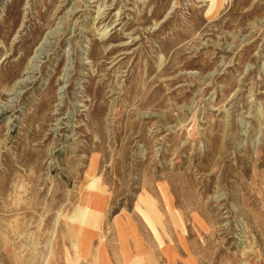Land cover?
Listing matches in <instances>:
<instances>
[{
	"label": "rangeland",
	"instance_id": "obj_1",
	"mask_svg": "<svg viewBox=\"0 0 264 264\" xmlns=\"http://www.w3.org/2000/svg\"><path fill=\"white\" fill-rule=\"evenodd\" d=\"M0 264H264V0H0Z\"/></svg>",
	"mask_w": 264,
	"mask_h": 264
},
{
	"label": "crops",
	"instance_id": "obj_2",
	"mask_svg": "<svg viewBox=\"0 0 264 264\" xmlns=\"http://www.w3.org/2000/svg\"><path fill=\"white\" fill-rule=\"evenodd\" d=\"M152 259V258H151ZM152 262H153V259H152Z\"/></svg>",
	"mask_w": 264,
	"mask_h": 264
},
{
	"label": "bare ground",
	"instance_id": "obj_3",
	"mask_svg": "<svg viewBox=\"0 0 264 264\" xmlns=\"http://www.w3.org/2000/svg\"><path fill=\"white\" fill-rule=\"evenodd\" d=\"M37 52V51H36Z\"/></svg>",
	"mask_w": 264,
	"mask_h": 264
}]
</instances>
